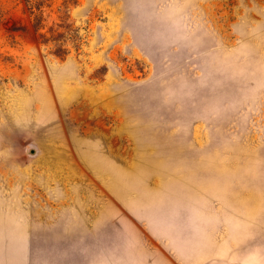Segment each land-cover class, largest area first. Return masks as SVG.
I'll list each match as a JSON object with an SVG mask.
<instances>
[{
  "label": "rangeland",
  "instance_id": "374dc122",
  "mask_svg": "<svg viewBox=\"0 0 264 264\" xmlns=\"http://www.w3.org/2000/svg\"><path fill=\"white\" fill-rule=\"evenodd\" d=\"M186 171L207 264H264V0H0V264L54 260L16 218L109 216L112 173L161 222Z\"/></svg>",
  "mask_w": 264,
  "mask_h": 264
},
{
  "label": "crops",
  "instance_id": "0c3cea01",
  "mask_svg": "<svg viewBox=\"0 0 264 264\" xmlns=\"http://www.w3.org/2000/svg\"><path fill=\"white\" fill-rule=\"evenodd\" d=\"M90 163L98 171L96 164ZM117 172L115 168L116 177ZM113 176L112 173L110 192L115 202L109 207V216L37 217L30 221L21 217L15 219L14 234L23 240L52 242L54 260L49 264H207L210 261L207 225L193 194L195 175L186 171L179 181L163 183L167 190L163 199L167 204L159 223L153 207L156 195L151 194L142 202L139 197L130 199L119 189ZM147 201L151 206L145 211L141 206ZM119 208L124 211L123 216H119Z\"/></svg>",
  "mask_w": 264,
  "mask_h": 264
},
{
  "label": "trees",
  "instance_id": "16d2710c",
  "mask_svg": "<svg viewBox=\"0 0 264 264\" xmlns=\"http://www.w3.org/2000/svg\"><path fill=\"white\" fill-rule=\"evenodd\" d=\"M58 22H53L46 27L45 20L41 17H33L31 19L35 38L38 43L47 46L53 44L54 55L60 59L64 58L68 53L67 42L73 44L74 47H78L80 43V37L77 30L73 29L68 19H58Z\"/></svg>",
  "mask_w": 264,
  "mask_h": 264
}]
</instances>
